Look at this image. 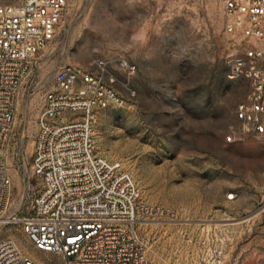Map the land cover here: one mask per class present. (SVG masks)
I'll return each instance as SVG.
<instances>
[{"label":"rangeland","instance_id":"rangeland-1","mask_svg":"<svg viewBox=\"0 0 264 264\" xmlns=\"http://www.w3.org/2000/svg\"><path fill=\"white\" fill-rule=\"evenodd\" d=\"M222 4L67 0L58 35L20 89L6 153L10 214L30 215L40 186L31 165L46 92L65 67L94 70L102 58L125 102L96 111L93 138L157 211L136 223L146 264H264V143L242 133L235 116L249 83L227 77L240 42L223 33ZM4 237L39 264H62L35 249L19 221L0 225Z\"/></svg>","mask_w":264,"mask_h":264},{"label":"built area","instance_id":"built-area-1","mask_svg":"<svg viewBox=\"0 0 264 264\" xmlns=\"http://www.w3.org/2000/svg\"><path fill=\"white\" fill-rule=\"evenodd\" d=\"M66 5L67 0H0V225L19 221L33 247L58 255L62 264H146L136 223L157 211L141 200L119 161L96 152L93 138L96 111L125 102L113 88L108 60L95 58L94 70L65 67L46 92L31 165L40 186L30 215L10 214L6 153L20 89L39 51L58 35ZM221 12L223 33L240 42L227 77L249 83L235 116L242 133L264 143V0H223ZM122 66L129 76L135 71L133 64ZM126 95L132 98L135 91L128 88ZM0 264L39 263L4 237Z\"/></svg>","mask_w":264,"mask_h":264}]
</instances>
